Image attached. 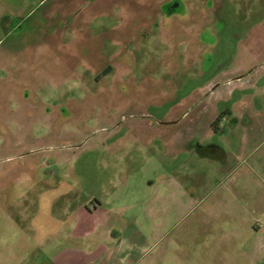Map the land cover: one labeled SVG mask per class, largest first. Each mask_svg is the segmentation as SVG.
I'll return each mask as SVG.
<instances>
[{"label":"rangeland","instance_id":"1","mask_svg":"<svg viewBox=\"0 0 264 264\" xmlns=\"http://www.w3.org/2000/svg\"><path fill=\"white\" fill-rule=\"evenodd\" d=\"M68 190L137 264H264V0H0V257Z\"/></svg>","mask_w":264,"mask_h":264},{"label":"crops","instance_id":"2","mask_svg":"<svg viewBox=\"0 0 264 264\" xmlns=\"http://www.w3.org/2000/svg\"><path fill=\"white\" fill-rule=\"evenodd\" d=\"M51 202L58 212L36 216L28 227L35 248L21 258L15 252L6 259L1 256L0 264H8V260L10 264H137L142 249L140 232L133 227L136 216L127 215V229L122 221L126 216L121 212L125 207H136L135 200L112 207L108 198L70 195L68 190ZM30 246L28 243L22 248Z\"/></svg>","mask_w":264,"mask_h":264},{"label":"water","instance_id":"3","mask_svg":"<svg viewBox=\"0 0 264 264\" xmlns=\"http://www.w3.org/2000/svg\"><path fill=\"white\" fill-rule=\"evenodd\" d=\"M236 78H241V76H237Z\"/></svg>","mask_w":264,"mask_h":264},{"label":"flooded vegetation","instance_id":"4","mask_svg":"<svg viewBox=\"0 0 264 264\" xmlns=\"http://www.w3.org/2000/svg\"><path fill=\"white\" fill-rule=\"evenodd\" d=\"M241 76V75H240Z\"/></svg>","mask_w":264,"mask_h":264}]
</instances>
